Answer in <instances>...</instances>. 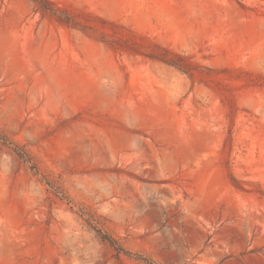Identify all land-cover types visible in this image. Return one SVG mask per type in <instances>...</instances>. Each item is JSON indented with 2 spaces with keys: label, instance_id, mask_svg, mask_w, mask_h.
Returning <instances> with one entry per match:
<instances>
[{
  "label": "rangeland",
  "instance_id": "rangeland-1",
  "mask_svg": "<svg viewBox=\"0 0 264 264\" xmlns=\"http://www.w3.org/2000/svg\"><path fill=\"white\" fill-rule=\"evenodd\" d=\"M47 1L0 0V264H264V0Z\"/></svg>",
  "mask_w": 264,
  "mask_h": 264
},
{
  "label": "trees",
  "instance_id": "trees-1",
  "mask_svg": "<svg viewBox=\"0 0 264 264\" xmlns=\"http://www.w3.org/2000/svg\"><path fill=\"white\" fill-rule=\"evenodd\" d=\"M35 2H37L39 4V6L44 9V10H49L47 6H49V3L47 0H35ZM100 232V231H99ZM102 234V233H101ZM103 238L105 240H107L110 244L114 245L116 243V241L110 236V235H107V234H103L102 235ZM121 252L125 253V254H130L129 252L127 251H124L123 249H121Z\"/></svg>",
  "mask_w": 264,
  "mask_h": 264
}]
</instances>
